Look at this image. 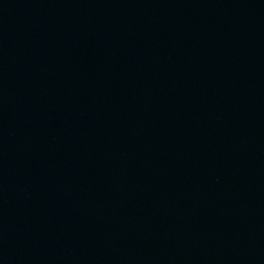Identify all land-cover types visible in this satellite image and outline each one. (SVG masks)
Wrapping results in <instances>:
<instances>
[{
	"label": "water",
	"instance_id": "obj_1",
	"mask_svg": "<svg viewBox=\"0 0 264 264\" xmlns=\"http://www.w3.org/2000/svg\"><path fill=\"white\" fill-rule=\"evenodd\" d=\"M0 264H264V0H0Z\"/></svg>",
	"mask_w": 264,
	"mask_h": 264
}]
</instances>
